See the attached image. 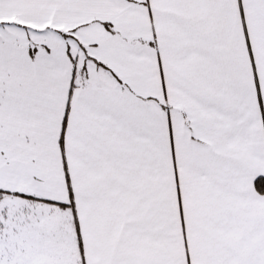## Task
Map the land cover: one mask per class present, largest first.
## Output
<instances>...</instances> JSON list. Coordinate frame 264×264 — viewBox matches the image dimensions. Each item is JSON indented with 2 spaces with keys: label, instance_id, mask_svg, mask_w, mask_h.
<instances>
[{
  "label": "snow or ice",
  "instance_id": "obj_1",
  "mask_svg": "<svg viewBox=\"0 0 264 264\" xmlns=\"http://www.w3.org/2000/svg\"><path fill=\"white\" fill-rule=\"evenodd\" d=\"M0 264H264V0H0Z\"/></svg>",
  "mask_w": 264,
  "mask_h": 264
}]
</instances>
